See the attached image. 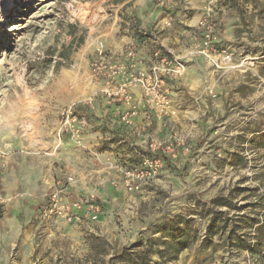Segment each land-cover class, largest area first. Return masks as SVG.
I'll list each match as a JSON object with an SVG mask.
<instances>
[{
	"label": "rangeland",
	"instance_id": "obj_1",
	"mask_svg": "<svg viewBox=\"0 0 264 264\" xmlns=\"http://www.w3.org/2000/svg\"><path fill=\"white\" fill-rule=\"evenodd\" d=\"M123 1L0 0V127L18 143L2 150L11 163L0 177L38 194L48 175L72 176L103 204L97 221L77 226L33 229L20 215L22 231L11 254L0 251L2 264H106L140 236L163 246L176 234L188 244L178 264H264V0H206L201 16L213 8L234 67L211 83L204 64L188 63L190 93L180 94L175 127L197 157L166 166L134 194L111 164L115 150L58 136L64 106L87 110L100 44L123 40Z\"/></svg>",
	"mask_w": 264,
	"mask_h": 264
},
{
	"label": "built area",
	"instance_id": "obj_2",
	"mask_svg": "<svg viewBox=\"0 0 264 264\" xmlns=\"http://www.w3.org/2000/svg\"><path fill=\"white\" fill-rule=\"evenodd\" d=\"M153 2L156 8L167 12L175 0ZM172 22L169 15L165 25L171 27ZM219 29L214 10L209 6L198 20L191 41L182 54H173L159 47L144 54L131 37L125 43L123 57L120 58L100 44L89 69L93 88L86 103L90 111L82 112L74 104L64 106L59 112L58 136L83 145L86 132L92 125V111L97 109L98 100H104L114 107L113 113L124 129L132 128L136 119L146 114L161 121L166 130L157 135L151 131L136 132L139 141H131V146L130 141L122 138L129 144L132 153L123 150L115 152L113 159L110 157L111 164L119 172L120 184L127 193L139 192L168 165L180 167L192 162L197 155L189 135L180 134L175 127L181 117L175 100V87L186 75L188 63L196 59L203 60L215 71L234 67L233 54L221 44ZM5 159L6 153L0 151V161ZM42 182L47 189L39 209L38 218L41 221L80 224L100 218L103 204L99 196L92 192L77 195L72 176L59 179L46 177ZM15 197L22 198L24 193L13 196L0 191V214Z\"/></svg>",
	"mask_w": 264,
	"mask_h": 264
},
{
	"label": "crops",
	"instance_id": "obj_3",
	"mask_svg": "<svg viewBox=\"0 0 264 264\" xmlns=\"http://www.w3.org/2000/svg\"><path fill=\"white\" fill-rule=\"evenodd\" d=\"M205 3L206 0H175L167 12H163L161 9L155 7L153 0H124L123 5H128L130 12L127 20L124 22L126 31L123 40L118 44L109 42L107 48L121 58L123 57L125 43L129 38L133 37L140 51L144 54H149L152 49L157 47L173 54H182L191 41L195 26L201 17L200 11ZM193 10H197L198 12L194 17L191 16L194 12ZM169 15H171L173 19L171 27L165 25V20ZM219 32L223 40L224 34L221 27ZM102 35L103 34L100 36ZM194 61L205 65V68L208 70V82L212 83L218 71H215L209 64L201 59H196ZM181 87L184 88L182 89ZM184 89H186V92ZM184 92L187 94L190 93L188 86L184 85L183 78L175 87V100L178 105L181 101L180 94L182 93L181 95H183ZM85 105L87 110H82V112L89 113V106L87 104ZM97 105V109L92 111L91 114L93 116L92 125L87 130L85 136V143L90 147H104L106 151L115 150L116 152L126 150V153L131 154L132 152L131 148H129V144L123 142L122 138H125V141H130L131 146L132 142L139 141L135 135L136 132L151 131L157 135L166 131L161 121L157 120L152 115L146 114L139 116L132 128L124 129L118 123V117L113 113V106L108 105L104 100H98ZM189 113L190 112H187L186 115ZM7 131L8 129L0 127V151L18 144L17 141L13 139V133ZM120 131L121 134L119 133ZM10 163V156H6L4 162L0 161V174L9 167ZM56 176L51 174L47 177L55 178ZM17 186L18 185L15 183L4 180L3 176L0 177L1 192L13 196L20 192L24 193V197H15L11 203L5 206L0 214V251L3 249L4 251L6 250L5 253L9 252V254H11V244H13V241L17 239L18 234L22 231L23 223L19 219L20 215L25 217V223H32L30 226H32L33 229L35 227L53 228L54 225L59 224L45 223L38 218L40 206L44 202V191L46 190L41 180L38 186H41L42 189L40 188L38 194L29 193V191L23 189L17 190ZM27 188L31 190L33 186L29 184ZM81 192V188L76 186L75 193L78 195ZM61 224L66 225V223L62 222ZM67 225L77 226L76 224ZM11 232L13 234H10ZM3 261H5V258L1 256L0 264H2Z\"/></svg>",
	"mask_w": 264,
	"mask_h": 264
},
{
	"label": "trees",
	"instance_id": "obj_4",
	"mask_svg": "<svg viewBox=\"0 0 264 264\" xmlns=\"http://www.w3.org/2000/svg\"><path fill=\"white\" fill-rule=\"evenodd\" d=\"M262 218L264 227V212ZM172 230L173 227L168 228L169 235H172ZM214 234L211 227H208L206 238L209 239ZM161 243L163 246L152 237L140 236L133 244L116 250L106 264H178L179 254L188 248L184 236L179 234L172 235L169 241L163 240ZM154 255L157 256L156 259L153 258Z\"/></svg>",
	"mask_w": 264,
	"mask_h": 264
},
{
	"label": "bare ground",
	"instance_id": "obj_5",
	"mask_svg": "<svg viewBox=\"0 0 264 264\" xmlns=\"http://www.w3.org/2000/svg\"><path fill=\"white\" fill-rule=\"evenodd\" d=\"M245 63V62H244Z\"/></svg>",
	"mask_w": 264,
	"mask_h": 264
}]
</instances>
